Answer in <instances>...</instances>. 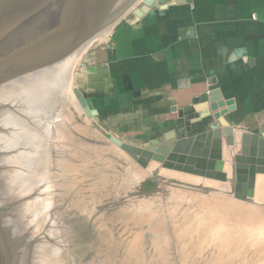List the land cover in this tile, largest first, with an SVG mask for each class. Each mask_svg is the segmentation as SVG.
I'll use <instances>...</instances> for the list:
<instances>
[{
  "label": "rangeland",
  "instance_id": "obj_1",
  "mask_svg": "<svg viewBox=\"0 0 264 264\" xmlns=\"http://www.w3.org/2000/svg\"><path fill=\"white\" fill-rule=\"evenodd\" d=\"M170 1L139 0L119 24ZM113 32L84 50L73 73V96L88 118L51 117L55 192L47 220L19 249L21 264H35L42 248L62 264H264V140L230 135L224 146L218 135L206 151L198 135L149 138L109 128L74 82L88 53ZM151 169L170 174L156 178ZM226 183L228 192L212 188Z\"/></svg>",
  "mask_w": 264,
  "mask_h": 264
},
{
  "label": "crops",
  "instance_id": "obj_2",
  "mask_svg": "<svg viewBox=\"0 0 264 264\" xmlns=\"http://www.w3.org/2000/svg\"><path fill=\"white\" fill-rule=\"evenodd\" d=\"M117 25L75 77L97 119L198 135L206 151L218 135L264 140V0H171Z\"/></svg>",
  "mask_w": 264,
  "mask_h": 264
},
{
  "label": "bare ground",
  "instance_id": "obj_3",
  "mask_svg": "<svg viewBox=\"0 0 264 264\" xmlns=\"http://www.w3.org/2000/svg\"><path fill=\"white\" fill-rule=\"evenodd\" d=\"M115 25L105 27L56 59L19 68H0V264H21L19 249L26 243L27 235L36 236L50 214V195L55 192L53 151L49 144L54 138L51 117L54 113L62 118L78 112L88 118L73 96V73L84 50L93 41L105 38ZM158 171L151 169L150 173L157 178ZM160 173L170 174L162 169ZM183 175H180L183 182L192 181ZM215 186L212 188L220 192L229 191L227 183ZM221 206L226 210V205ZM10 207L15 209L10 211ZM50 230L52 235L53 226ZM58 251L61 252L59 248ZM49 253L42 248L35 264H62L56 253L50 258Z\"/></svg>",
  "mask_w": 264,
  "mask_h": 264
},
{
  "label": "water",
  "instance_id": "obj_4",
  "mask_svg": "<svg viewBox=\"0 0 264 264\" xmlns=\"http://www.w3.org/2000/svg\"><path fill=\"white\" fill-rule=\"evenodd\" d=\"M138 1L0 0V67L19 68L67 54L105 27L117 25ZM79 99L88 107L80 94ZM219 123L227 125L223 119Z\"/></svg>",
  "mask_w": 264,
  "mask_h": 264
}]
</instances>
